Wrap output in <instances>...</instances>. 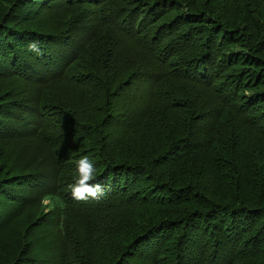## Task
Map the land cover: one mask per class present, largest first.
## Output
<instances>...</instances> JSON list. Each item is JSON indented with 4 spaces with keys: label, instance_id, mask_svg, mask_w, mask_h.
Wrapping results in <instances>:
<instances>
[{
    "label": "trees",
    "instance_id": "16d2710c",
    "mask_svg": "<svg viewBox=\"0 0 264 264\" xmlns=\"http://www.w3.org/2000/svg\"><path fill=\"white\" fill-rule=\"evenodd\" d=\"M0 236L6 264H264V0H0Z\"/></svg>",
    "mask_w": 264,
    "mask_h": 264
},
{
    "label": "clouds",
    "instance_id": "9594fccd",
    "mask_svg": "<svg viewBox=\"0 0 264 264\" xmlns=\"http://www.w3.org/2000/svg\"><path fill=\"white\" fill-rule=\"evenodd\" d=\"M36 51L37 45L29 46ZM75 181L68 185L72 198L78 201H86L89 198L98 199L105 194L104 186L99 183H92L95 180L96 168L88 156H81L75 161Z\"/></svg>",
    "mask_w": 264,
    "mask_h": 264
},
{
    "label": "rangeland",
    "instance_id": "374dc122",
    "mask_svg": "<svg viewBox=\"0 0 264 264\" xmlns=\"http://www.w3.org/2000/svg\"><path fill=\"white\" fill-rule=\"evenodd\" d=\"M61 2L62 3H66V2H63V1H61ZM72 11H73V8H72ZM97 13H99L97 15L98 23H99L101 21V19H102L101 13H104V12L103 11H97ZM89 15L93 17V21H94V19H95L94 18V14L93 13H89ZM106 19L108 20L109 18L105 17L102 20H106ZM95 26H96V23H95ZM100 31H101V33H105L106 32V27L100 28ZM95 33H96V29L94 30V33L92 34V36L90 35L89 30L85 31V34H84L83 37H84V40H85L86 44L89 43L94 38ZM76 47L77 46L75 45V48ZM76 65L77 64L75 63L73 66L75 67ZM200 243L201 244H206V245L209 244L208 240L205 239L204 237L200 241ZM10 247H11V242L10 241H7V242L3 241V237L0 236V264H6V263L12 261L11 257H6V255H8V253H9ZM58 250H60V248L58 249L57 246H53L52 254L49 255V260H50L51 264H60V259L58 257H57V259L55 258L57 256ZM207 252H210L209 248L207 249ZM43 259H44V257H43Z\"/></svg>",
    "mask_w": 264,
    "mask_h": 264
}]
</instances>
